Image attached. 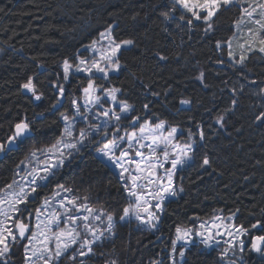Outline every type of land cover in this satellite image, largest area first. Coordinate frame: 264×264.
Listing matches in <instances>:
<instances>
[{"label": "trees", "instance_id": "1", "mask_svg": "<svg viewBox=\"0 0 264 264\" xmlns=\"http://www.w3.org/2000/svg\"><path fill=\"white\" fill-rule=\"evenodd\" d=\"M170 6L171 0H0V142L11 135L10 127L18 119L27 117L37 131L35 139L18 150L0 153V188L13 180L16 165L32 146L50 145L61 136L60 114H69L70 104L59 102L52 108L60 100L53 85L64 84L70 96L85 84L83 76L63 79V60L76 63L77 49L81 57L87 56L83 46L97 39L109 24L118 25V41H135L120 55L122 69L105 83L120 88L118 98L134 106L131 115L142 117L136 128L144 121L153 125L165 121L167 127L182 130L178 139L183 143L188 142L189 130L194 134L193 159L175 175L183 191L164 203L160 233L139 228L134 219L117 223L115 239L98 241L94 254L84 258L85 264L113 260L117 264H169L167 252L175 227H191L190 218H200L197 224L216 214L236 213L234 223L245 228L264 220V124L255 121L264 111L260 93L264 53H247L249 58L242 65L229 61L226 42L235 34L240 6L222 9L209 32L202 22L189 27L179 21V12L174 14L176 19L165 20L160 13ZM217 41L222 49L216 47ZM201 73L203 82L197 79ZM28 76L35 78L38 94L43 93L41 100L20 89ZM182 99L191 103L183 105ZM221 114L224 127L215 122ZM130 120L131 116L124 121L127 129H132ZM197 125L205 132L202 141ZM205 156L210 166L201 167ZM56 185L72 189L73 196H88V205L111 212L117 219L129 203L117 173L86 146L38 191L35 201ZM253 233L264 234L259 229ZM219 254L197 245L186 256L188 264H222ZM71 255L60 264H71ZM244 258L247 264H264L251 251ZM10 259L23 264L22 246L14 249Z\"/></svg>", "mask_w": 264, "mask_h": 264}, {"label": "snow or ice", "instance_id": "2", "mask_svg": "<svg viewBox=\"0 0 264 264\" xmlns=\"http://www.w3.org/2000/svg\"><path fill=\"white\" fill-rule=\"evenodd\" d=\"M234 4H245L241 7V23L245 18L254 28H249L247 36L250 38L240 45L246 48L248 53L259 51L264 53V0H171V6L160 15L165 20L176 19L175 13L179 12V21L192 27L196 22H202L205 32L213 30V21L222 9ZM134 18V17H133ZM118 25L109 24L104 31L99 33V39H93L88 45L83 46V52L91 53V58L81 57V49H77L76 63L65 58L62 63L63 79L69 80L70 76L84 74L87 79V86L82 89L84 104L80 100L72 99V114H60L64 122L62 135L55 143L44 147L32 146L24 159L16 165V175L20 180L13 178L11 183L0 188V264H13L11 256L14 249L19 246L23 248V264H60V261L68 255L71 264H85V259L90 257L98 241L115 239V227L117 223L130 222L132 218L139 221L140 226H147L149 229H156L160 215L164 212V203L169 197L177 195L173 178L176 172L192 161V153L196 148L193 140V133L189 130L187 141L179 143L177 137L182 136L181 129L172 127L164 134L165 121L153 125L144 121L139 129L136 124L142 119L141 116H133L135 111L133 105L126 100H120L118 94L120 88H107L101 81L110 80L113 73H118L123 65L120 63V55L123 51L135 46L132 39L118 41L116 33ZM104 42V45L97 47ZM259 48H256V44ZM216 47L222 49L221 41H217ZM228 57L234 56L231 51V43L228 42ZM160 59L166 57L157 53ZM249 57L241 55L235 60L236 64L242 65ZM223 63V61H218ZM197 79L203 82L204 74L201 73ZM255 83V81H252ZM58 88L59 97L65 94V87L62 84H55ZM145 87H147L145 85ZM20 89L31 93L34 100H41L43 93L37 91V83L33 76H28L26 82L20 85ZM236 90L233 89V92ZM264 95V88L260 89ZM158 95V93H152ZM110 100L112 107L104 108L103 104ZM57 103L52 108L57 107ZM183 105L190 104V100L182 99ZM237 101L232 100L235 105ZM90 105H95L102 111L90 115ZM83 108V111H82ZM149 108L148 104L144 109ZM43 117V113L36 114ZM128 126L132 131H125L120 134L123 127L121 121L129 119ZM35 116L33 117V120ZM79 121L86 122L87 126L79 129L78 136L74 132ZM89 121H92L88 123ZM224 116L215 118L216 124L224 127ZM255 121L264 124V111L255 116ZM200 140H204L205 132L200 125H197ZM11 135L6 141L0 142V153H10L18 150L26 141L34 140L37 131L33 121L27 117L18 119L10 127ZM112 137L109 138V134ZM98 137L103 141L96 149V155L105 167H114L119 170V179L123 190L129 200L128 206L122 209L118 219L116 215L103 209H95L88 206V196H72V189L64 185H57L52 195L45 198L33 213L29 205L38 195V190L46 188L58 170L71 163L72 159L80 154L81 148L86 142H98ZM147 141V143H145ZM126 145V147H125ZM138 145V148L134 146ZM141 149H147V155ZM67 153V154H65ZM162 157V159H161ZM171 167H165L166 164ZM210 160L204 157L201 167L210 166ZM162 170V174H161ZM180 191H183L181 188ZM63 193V196H62ZM81 200L84 203H81ZM55 205V207H54ZM61 209L63 211H61ZM85 213L80 215V213ZM27 214V215H26ZM35 215L36 223H31ZM236 213L224 217L214 215L209 224L201 220L195 224L198 217L190 218L191 227L177 225L175 227V239L172 240V253L177 251L178 242L180 261H177L172 254V264H188L187 252L199 244L205 248L219 246L217 236L226 234L228 245L220 253L221 259L227 256L230 249L238 243L243 251L246 246L243 239L237 240V236H249L252 230L259 229L264 232V220H256L250 228L237 225L234 222ZM63 225V227H61ZM215 229V231H213ZM221 229L223 233H221ZM190 245L192 247H190ZM252 251L257 252L264 259V234L251 236ZM108 264H117L115 260ZM151 264H158L152 261Z\"/></svg>", "mask_w": 264, "mask_h": 264}, {"label": "rangeland", "instance_id": "3", "mask_svg": "<svg viewBox=\"0 0 264 264\" xmlns=\"http://www.w3.org/2000/svg\"><path fill=\"white\" fill-rule=\"evenodd\" d=\"M248 2H252V0H248ZM235 5L240 6V8L246 6L245 4H235ZM241 15H242V14H241ZM238 21H241V16H240L239 19H237V20L235 21V23H234V28L236 29V30L234 31L235 34H233L232 37L226 42L227 47H228V42L231 43V51H233V53H234V56H233L232 58H229V57H228L229 61L232 62V63H235V60L239 59V57H240L241 55H246V54L248 53V52H247V49H246V48H241L240 45L243 44V43L245 42V38L250 39V38L247 36L248 29H249V28H254V25L251 24L249 21H247L246 18H245L241 23H239V25L237 24ZM242 30L244 31V33L242 32ZM237 33H238V34H237ZM242 34L245 35V38H244V36H243ZM241 37H242V38H241ZM97 39H99V36H98ZM103 45H104V42L101 41V43L98 44L97 47H101V46H103ZM228 49H229V48H228ZM87 54H88V55H87V56H84V57L91 58V53L89 52V53H87ZM82 58H83V57H82ZM74 64H75V63H74ZM235 64H236V63H235ZM113 74H116V73H113ZM76 76H83V77H84V74H76V75H72V76H70V78H76ZM70 78H69V79H70ZM100 83H103L104 86L107 87V88H112V86L107 85V84H106L105 82H103V81H101ZM62 85L64 86V84H62ZM86 86H87V79H85V84H84L83 86L79 87V89L77 90V92H74L73 94L71 93L70 96H69V95H66V94H67L66 91H67L68 88H66V87L64 86L65 89H66V91H65L64 96H63L62 98L60 97L59 102H60V103H61V102L63 103V102H67V101H68V103L70 104V111H69V114H68V115H71V114H72V111H73V109H72V107H71V101H72V99H77V98H78V99L80 100V104H81V105L84 104L82 89H83L84 87H86ZM57 90H58V88H57ZM103 107H104V108H110V107H112V102H111L110 100H108L107 102H105V103L103 104ZM89 108H90V115H92V116H95L96 113L102 111L101 108H99V107H97V106H95V105H90ZM82 111H83V108H82ZM90 122H92V121H89L88 123H90ZM62 123H63V128H64V122L62 121ZM121 124L123 125V127L120 128V134H121V135H123L125 131H132V130H133V129H127V127L125 128V127H124V126H125V122H124V121H121ZM154 125H155V124H154ZM86 126H87L86 122H84V121H79V123H78L77 126H76V129H75V132H74V136H78V134H79V129L82 128V127H86ZM139 127H140V126H139ZM139 127H137V129H139ZM170 128H172V127H167V126L165 127V129H164V134H165V135L167 134V131H168ZM61 135H62V134H61ZM60 137H61V136H60ZM60 137H59V138H60ZM111 137H112V134L110 133V134H109V138H111ZM59 138H58V139H59ZM177 139H178V137H177ZM94 140H95V141H98V142H95V143H98L97 146L93 145L94 143H92V142H86L85 145H84L83 147L86 146V147H88V148H93L94 151H95V153H96V149L99 148V147L102 145L103 141H100L98 137L94 138ZM178 141H179V143L184 144L181 140L178 139ZM145 143H147V141H145ZM125 147H126V145H125ZM138 147H139L138 145L134 146V149H133V153H132V154H134V150H135V148H138ZM141 151H143V152L145 153V155H147V149H141ZM65 154H67V153H65ZM161 159H162V157H161ZM110 167H111V166H110ZM165 167H171L170 163H169V164H166ZM111 168H112V169L117 173V175H118L119 170L116 169V168H114V167H111ZM177 172H178V171H177ZM177 172H176V174H177ZM161 174H162V170H161ZM176 174H175V175H176ZM175 175H174V178H173V184H174V187L177 189V195H178L181 191H180V187H179V186L176 184V182H175ZM118 176H119V175H118ZM14 178L17 179V180H20V177H19L18 175H16V174H15ZM10 183H11V182H10ZM56 188H57V185H56L54 188H52V190H50V191H48V192L45 191L46 194H44V195L42 196V198H40V200L35 201V200L37 199V196H36L35 200L32 201V202L30 203V205H29V209H30V211H32V212L34 213V212H35V208H36V207H39L40 204L43 202V200H44L45 198L51 196V195H52V192H53L54 190H56ZM38 191H39V190H38ZM177 195H176V196H177ZM62 196H63V193H62ZM72 196H73V195L70 194V198H71ZM176 196H175V197H176ZM175 197H169L168 200H169V199H173V198H175ZM168 200H167V201H168ZM34 202H37V203H34ZM33 203H34V204H33ZM81 203H82V202H81ZM88 206L91 207V208H94V207H92V206H90V205H88ZM54 207H55V205H54ZM95 209H98V208H95ZM98 210H100V209H98ZM61 211H63V210L61 209ZM84 214H85V213H83V212L80 213V215H84ZM26 215H27V214H26ZM216 215H221V216H224V217L229 216V215H223V214H216ZM210 218H211V217H210ZM210 218L205 219L206 221L209 222V224L212 223V221H211ZM132 219L135 220V218H132ZM160 219H161V215H160ZM135 221H136V223H137V225H138L139 228L147 229V230L153 231V232L156 233L157 235L160 233V232H158V226H159V222H160V220H159V222H158V224H157V228L154 229V230L149 229L147 226H140V225H139V221H137V220H135ZM233 222H234V221H230V223H233ZM31 223H32L33 225L36 223L35 215L32 216V218H31ZM199 223H200V221H199L196 225H198ZM61 227H63V225H61ZM213 231H215V229H213ZM221 233H223V230H222V229H221ZM254 235H260V234H258V233H253V234H250L249 236H242V237H241V236H237V240H239V239H243V240L245 241V245H246V246L243 248V251H242L240 245H239L238 243H236V244H235V247L232 248V249H230L229 252L227 253V256H226L224 259H222V261H223L222 264H247V263L245 262L244 255H245L248 251L254 252V251H252L251 248H250V245H251V236H254ZM173 239H175V232H174V236H173V237L171 238V240H170V248L168 249V252H167V253H168L167 260H168L169 264H172V260L169 258V257H170V254H172V255L174 256V258H175L177 261H180V260H181V257L179 256V247H180V245L182 244V242H178L177 251H176L175 253H172V240H173ZM228 239H229V238H228V236H227L226 234L219 235V236H217V240L220 242L218 247H216V246H212V247L205 248L203 245L199 244V242H198V238H197V245H198L199 247H203L204 249H211V248H214V249H216L217 252L221 253L222 250H223L225 247H228V245L224 243V242L227 241ZM197 245H196V246H197ZM190 246H191V245H190ZM254 253L257 254V256H259L260 258H262L261 255H260L259 253H257V252H254ZM219 255H220V254H219ZM220 258H221V256H220ZM158 263L161 264V261H158Z\"/></svg>", "mask_w": 264, "mask_h": 264}, {"label": "water", "instance_id": "4", "mask_svg": "<svg viewBox=\"0 0 264 264\" xmlns=\"http://www.w3.org/2000/svg\"><path fill=\"white\" fill-rule=\"evenodd\" d=\"M160 237H163V235L161 234V236Z\"/></svg>", "mask_w": 264, "mask_h": 264}]
</instances>
